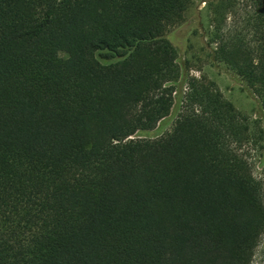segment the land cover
<instances>
[{
    "label": "trees",
    "instance_id": "16d2710c",
    "mask_svg": "<svg viewBox=\"0 0 264 264\" xmlns=\"http://www.w3.org/2000/svg\"><path fill=\"white\" fill-rule=\"evenodd\" d=\"M193 2L0 0V264H252L263 129L206 77L176 90ZM212 40L264 111V0Z\"/></svg>",
    "mask_w": 264,
    "mask_h": 264
},
{
    "label": "rangeland",
    "instance_id": "374dc122",
    "mask_svg": "<svg viewBox=\"0 0 264 264\" xmlns=\"http://www.w3.org/2000/svg\"><path fill=\"white\" fill-rule=\"evenodd\" d=\"M219 5L224 8L221 7L218 13ZM245 7L246 0H194L185 20L171 27L166 37L177 50V62L182 76L176 84V90H181V97L187 88L185 79L206 77L216 84L224 97L243 115L257 121L262 127V136L248 150V156L252 162L253 175L264 187V111L260 107V100L224 64L212 59L216 47L212 40L214 33L220 26L227 29L234 18H239ZM178 113V103L175 102L170 113L155 128L138 131L134 137L157 138L165 135L173 127ZM252 264H264V236L254 251Z\"/></svg>",
    "mask_w": 264,
    "mask_h": 264
}]
</instances>
